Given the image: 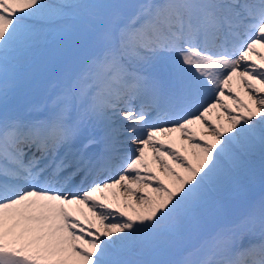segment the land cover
I'll return each mask as SVG.
<instances>
[{"label": "snow or ice", "instance_id": "1", "mask_svg": "<svg viewBox=\"0 0 264 264\" xmlns=\"http://www.w3.org/2000/svg\"><path fill=\"white\" fill-rule=\"evenodd\" d=\"M261 48L264 0H0V264H264Z\"/></svg>", "mask_w": 264, "mask_h": 264}, {"label": "bare ground", "instance_id": "2", "mask_svg": "<svg viewBox=\"0 0 264 264\" xmlns=\"http://www.w3.org/2000/svg\"><path fill=\"white\" fill-rule=\"evenodd\" d=\"M96 2H98V0H94ZM93 2V0H92ZM54 48H50L47 50V52H51L53 51ZM262 52H264V48L260 49ZM255 59V57H253ZM33 69L31 67H25L22 69V76H21V80H20V84L18 85L17 89L15 90L14 93V99L12 100V104L16 107L17 111L22 114V115H26L28 114L26 112V108L35 102H38L41 97L45 94V92L50 89V87L52 86V84L55 82V75L53 73H48L46 74L40 81V85L37 88L36 85L33 83ZM231 84H233V87L231 86ZM229 87L233 89V91L238 94L242 99L248 100L250 99L249 95L244 94V92H242V88H244V85L242 83H240L237 78H233V81L229 83ZM262 89V93L264 94V85H261L260 87ZM244 95V96H243ZM223 102L225 104L226 101H229L231 99H228V93L227 91L225 92V96L222 98ZM233 101V100H231ZM228 107H230L229 105H227ZM235 107V108H234ZM234 107H230L233 109V111L236 110V105ZM212 115H215L216 117V121H212L213 123H219L221 121H223L225 124L228 123L227 119H226V114L224 112L223 109H220L219 106H217L216 109H213L212 112H210L208 114V119L210 120V117ZM218 117L220 119H218ZM197 134L198 133H207L208 130H206L203 126H200L199 131H195ZM173 135V134H172ZM179 134H176V136ZM205 135V134H203ZM211 132L208 133L205 136H210ZM162 140H166L168 137L165 136H160ZM179 147H181L182 141H179ZM184 151V149L182 148V152ZM153 169L156 172H160L162 171L159 167L158 164H153ZM175 166V165H174ZM179 170V169H178ZM163 172V171H162ZM163 176L165 178V173L163 172ZM167 182V181H166ZM248 185L252 186V189L258 188L260 186H262L261 184V180H260V176H259V172L257 171L256 177L255 179L248 183ZM133 187H135V185H132ZM122 191V190H121ZM90 217V216H89ZM167 256H163L162 258H166Z\"/></svg>", "mask_w": 264, "mask_h": 264}, {"label": "rangeland", "instance_id": "3", "mask_svg": "<svg viewBox=\"0 0 264 264\" xmlns=\"http://www.w3.org/2000/svg\"><path fill=\"white\" fill-rule=\"evenodd\" d=\"M98 2H104L103 0H98ZM253 83H256L255 81L253 82ZM232 86H233V84H231ZM257 86L258 87H261V85H259V84H257ZM242 92H244V94H248L247 93V91H246V88H245V86H244V88H242ZM244 96V95H243ZM245 100V99H244ZM246 102L248 101V100H245ZM225 105H229L230 107H234L235 106V103H234V101H231V100H229V101H226L225 102ZM235 108V107H234ZM221 109V108H220ZM210 120L211 121H216V117H215V115H212L211 117H210ZM200 126L202 127L203 125L200 123V122H197V124L196 125H193L192 127H193V130L194 131H199V129H200ZM204 127V126H203ZM208 133H210V131H208L207 133H198L197 134V136H201V135H203V134H205V135H207ZM178 137V136H177ZM159 139H161V137H159ZM169 139V138H168ZM179 141H180V139H177L176 140V147H179ZM182 141V140H181ZM180 148V147H179ZM180 150L182 151V148H180ZM147 151V153H146V155H147V157L149 158V160H150V162H151V156H152V153H151V150L150 149H148V150H146ZM154 164V163H153ZM152 164V165H153ZM159 176H161V178H163L164 176L162 175L163 173H162V171H160L159 173H157ZM246 190H247V194L248 195H250L251 197H253V198H255L257 201L259 200V199H261L262 197H264V186H260V187H258V188H255V189H252V186H250V185H246ZM85 211L87 212V209H85ZM89 215V214H88ZM81 219L83 220L84 219V217L83 216H81ZM85 223H86V221H85ZM217 225H216V222H211V223H209L208 225H207V227L209 228V229H211V228H214V227H216ZM197 242V237L196 236H192L191 238H189V239H187L186 241H185V243H186V245H190V244H193V243H196ZM178 250L177 251H173V252H170V253H168V254H166L165 256H167L166 258L168 259V258H170V257H173L172 259H174V258H176L177 256H178ZM163 256H161V257H159V258H161V259H164V258H162ZM165 258V259H166Z\"/></svg>", "mask_w": 264, "mask_h": 264}]
</instances>
